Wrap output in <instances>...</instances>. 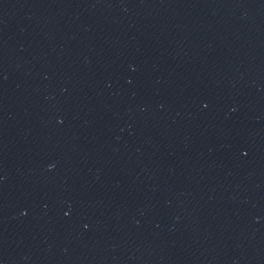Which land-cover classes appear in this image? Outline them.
<instances>
[{
  "label": "water",
  "instance_id": "95a60500",
  "mask_svg": "<svg viewBox=\"0 0 264 264\" xmlns=\"http://www.w3.org/2000/svg\"><path fill=\"white\" fill-rule=\"evenodd\" d=\"M0 264H264V0H39Z\"/></svg>",
  "mask_w": 264,
  "mask_h": 264
}]
</instances>
